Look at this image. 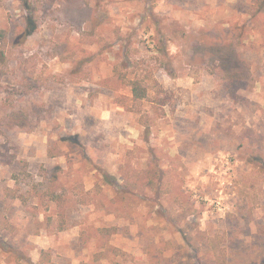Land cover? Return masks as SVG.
Here are the masks:
<instances>
[{
	"label": "rangeland",
	"instance_id": "obj_1",
	"mask_svg": "<svg viewBox=\"0 0 264 264\" xmlns=\"http://www.w3.org/2000/svg\"><path fill=\"white\" fill-rule=\"evenodd\" d=\"M0 264H264V0H0Z\"/></svg>",
	"mask_w": 264,
	"mask_h": 264
},
{
	"label": "trees",
	"instance_id": "obj_2",
	"mask_svg": "<svg viewBox=\"0 0 264 264\" xmlns=\"http://www.w3.org/2000/svg\"><path fill=\"white\" fill-rule=\"evenodd\" d=\"M34 28H32L31 30H29L27 33H31L33 31ZM132 91H133V95L135 98L137 99H140V98H144L145 97V93L143 92L142 90V87L138 84H134L133 88H132Z\"/></svg>",
	"mask_w": 264,
	"mask_h": 264
}]
</instances>
